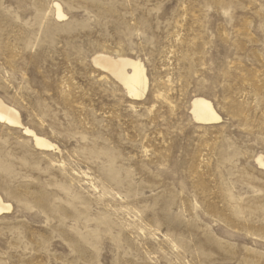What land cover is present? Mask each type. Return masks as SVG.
<instances>
[{
    "label": "rangeland",
    "instance_id": "1",
    "mask_svg": "<svg viewBox=\"0 0 264 264\" xmlns=\"http://www.w3.org/2000/svg\"><path fill=\"white\" fill-rule=\"evenodd\" d=\"M0 99V264H264V0H0Z\"/></svg>",
    "mask_w": 264,
    "mask_h": 264
},
{
    "label": "bare ground",
    "instance_id": "2",
    "mask_svg": "<svg viewBox=\"0 0 264 264\" xmlns=\"http://www.w3.org/2000/svg\"><path fill=\"white\" fill-rule=\"evenodd\" d=\"M59 10V5L56 3ZM94 62L101 68L110 70L121 81L130 97L142 96L148 87V80L143 65L134 59L113 58L107 55L98 54ZM129 67L130 72H126ZM191 113L196 122L212 123L219 121L220 117L213 109L211 103L203 98H194L191 102ZM0 122L10 126H21L17 110L5 104L0 99ZM23 134L32 136L38 148L49 149L52 145L43 137L37 136L27 127H23ZM9 204H4L0 198V213L9 210Z\"/></svg>",
    "mask_w": 264,
    "mask_h": 264
}]
</instances>
